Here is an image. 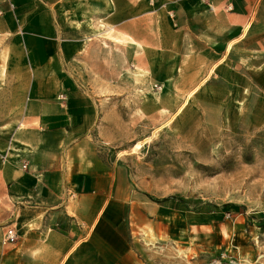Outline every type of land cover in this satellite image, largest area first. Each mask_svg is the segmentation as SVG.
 <instances>
[{
  "label": "crops",
  "instance_id": "obj_1",
  "mask_svg": "<svg viewBox=\"0 0 264 264\" xmlns=\"http://www.w3.org/2000/svg\"><path fill=\"white\" fill-rule=\"evenodd\" d=\"M0 51L21 112L0 137V264H141V193L87 147L124 144L157 95L264 114V0H0Z\"/></svg>",
  "mask_w": 264,
  "mask_h": 264
},
{
  "label": "rangeland",
  "instance_id": "obj_2",
  "mask_svg": "<svg viewBox=\"0 0 264 264\" xmlns=\"http://www.w3.org/2000/svg\"><path fill=\"white\" fill-rule=\"evenodd\" d=\"M96 43L95 55L106 52ZM1 62L0 80L7 72L11 79L13 66ZM15 99L0 97V137L13 138L21 125ZM156 104L150 113L141 106L124 144L87 147L96 151L90 158L126 165L141 193L129 220L141 264H213L223 253L264 264V114L218 111L204 97L157 95Z\"/></svg>",
  "mask_w": 264,
  "mask_h": 264
},
{
  "label": "built area",
  "instance_id": "obj_3",
  "mask_svg": "<svg viewBox=\"0 0 264 264\" xmlns=\"http://www.w3.org/2000/svg\"><path fill=\"white\" fill-rule=\"evenodd\" d=\"M204 2L208 3L209 0H204ZM156 87H160L159 85H155ZM64 97V95H62ZM27 164H24V167H26ZM18 240V233L13 226H8L4 236H3V243L4 244H11L16 243ZM213 264H237V259L229 257V255H226V253H223L221 258L216 259L213 261Z\"/></svg>",
  "mask_w": 264,
  "mask_h": 264
},
{
  "label": "bare ground",
  "instance_id": "obj_4",
  "mask_svg": "<svg viewBox=\"0 0 264 264\" xmlns=\"http://www.w3.org/2000/svg\"><path fill=\"white\" fill-rule=\"evenodd\" d=\"M140 146H141L140 143L137 142V143L134 145V148L137 149V148H139Z\"/></svg>",
  "mask_w": 264,
  "mask_h": 264
},
{
  "label": "trees",
  "instance_id": "obj_5",
  "mask_svg": "<svg viewBox=\"0 0 264 264\" xmlns=\"http://www.w3.org/2000/svg\"><path fill=\"white\" fill-rule=\"evenodd\" d=\"M152 199L157 201V202H162L163 201V199H157V198H153V197H152Z\"/></svg>",
  "mask_w": 264,
  "mask_h": 264
}]
</instances>
